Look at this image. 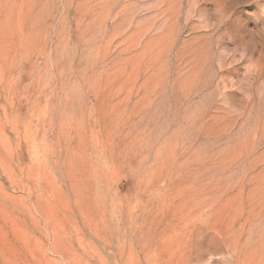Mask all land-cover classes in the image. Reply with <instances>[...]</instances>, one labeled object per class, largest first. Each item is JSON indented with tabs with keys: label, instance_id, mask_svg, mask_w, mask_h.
Segmentation results:
<instances>
[{
	"label": "rangeland",
	"instance_id": "374dc122",
	"mask_svg": "<svg viewBox=\"0 0 264 264\" xmlns=\"http://www.w3.org/2000/svg\"><path fill=\"white\" fill-rule=\"evenodd\" d=\"M0 264H264V0H0Z\"/></svg>",
	"mask_w": 264,
	"mask_h": 264
}]
</instances>
